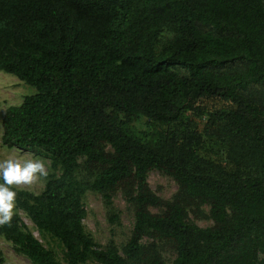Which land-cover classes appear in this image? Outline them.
<instances>
[{
    "label": "trees",
    "instance_id": "obj_1",
    "mask_svg": "<svg viewBox=\"0 0 264 264\" xmlns=\"http://www.w3.org/2000/svg\"><path fill=\"white\" fill-rule=\"evenodd\" d=\"M0 72L35 91L4 109L1 145L49 163L40 192L11 186L0 237L15 254L166 264L155 244L166 240L168 264H264V0H0ZM151 170L175 183L169 200L149 190ZM117 190L132 227L119 247L99 246L82 197L98 194L119 226ZM201 205L210 227L186 219Z\"/></svg>",
    "mask_w": 264,
    "mask_h": 264
},
{
    "label": "rangeland",
    "instance_id": "obj_2",
    "mask_svg": "<svg viewBox=\"0 0 264 264\" xmlns=\"http://www.w3.org/2000/svg\"><path fill=\"white\" fill-rule=\"evenodd\" d=\"M264 91V87L262 89ZM34 89L24 83L20 82L16 77L0 72V122L3 111L8 106H17L20 104L24 96H29L34 93ZM216 102H214L215 104ZM218 105V104H217ZM219 106V105H218ZM197 122L196 118L191 117ZM143 129L144 125L141 123ZM1 123H0V137H1ZM209 147L204 144L200 153L203 156H210L217 159V156L211 152ZM213 146V145H212ZM214 147V146H213ZM108 149V148H107ZM216 149V147H215ZM23 157H33L31 154L23 151H18L13 148H6L0 142V162L5 159ZM45 162L46 170H48V160L40 158ZM145 182L149 190L158 198L167 201L176 191V185L172 179L156 170H151L146 174ZM44 184V177L31 185H13L16 189H23L34 194L40 192ZM82 205L85 211V217L82 220L84 230L90 234L94 242L99 246H104L109 240H112L116 246L122 245L127 239L132 227V210L131 207L125 203L119 190L112 195L113 208L119 215V226L111 225L106 220L105 209L103 208L100 196L93 193H85L82 197ZM150 213H157L158 209L148 208ZM208 207L201 205L197 209L192 208L187 211L186 219L188 222L204 228L212 225L207 218ZM23 224L32 233V235L45 247L53 251L56 259L61 260V249L58 244L51 240L47 235H39L33 228L32 224L27 220L22 213L18 212ZM151 241L149 237H144L140 242L146 245ZM157 252L161 260L168 264L174 257L175 252L170 242L166 240H156ZM0 264H30L24 257L13 252L11 245L0 237Z\"/></svg>",
    "mask_w": 264,
    "mask_h": 264
},
{
    "label": "clouds",
    "instance_id": "obj_3",
    "mask_svg": "<svg viewBox=\"0 0 264 264\" xmlns=\"http://www.w3.org/2000/svg\"><path fill=\"white\" fill-rule=\"evenodd\" d=\"M45 162L40 158L15 157L0 162V227H11L17 193L13 185H31L47 176Z\"/></svg>",
    "mask_w": 264,
    "mask_h": 264
}]
</instances>
